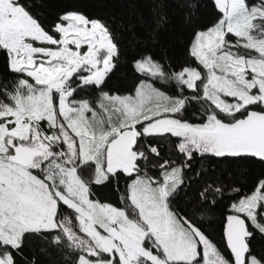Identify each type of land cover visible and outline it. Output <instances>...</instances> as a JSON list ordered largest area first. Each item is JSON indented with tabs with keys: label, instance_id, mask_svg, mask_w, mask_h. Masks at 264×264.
Wrapping results in <instances>:
<instances>
[{
	"label": "snow or ice",
	"instance_id": "1",
	"mask_svg": "<svg viewBox=\"0 0 264 264\" xmlns=\"http://www.w3.org/2000/svg\"><path fill=\"white\" fill-rule=\"evenodd\" d=\"M49 7L0 0V264H264V0Z\"/></svg>",
	"mask_w": 264,
	"mask_h": 264
},
{
	"label": "trees",
	"instance_id": "2",
	"mask_svg": "<svg viewBox=\"0 0 264 264\" xmlns=\"http://www.w3.org/2000/svg\"><path fill=\"white\" fill-rule=\"evenodd\" d=\"M90 12L99 13L106 17L115 16L116 20L113 26L120 23L128 24L137 23L138 15L142 14L145 18L150 16V0H81ZM135 3V12L137 15H130L132 9L128 7L129 3ZM49 8L43 9L45 13L54 12L59 0H48ZM137 31H141L137 24ZM125 38L128 33H124ZM188 38V31L184 26L182 15L176 8L169 10V23L161 33V42L167 44L171 49L179 50L182 43ZM127 79V70L123 65L118 66L112 80L109 82L114 85H122ZM258 169L253 170V175ZM34 247L39 249L40 244L38 241L34 242ZM48 257H41V264H48Z\"/></svg>",
	"mask_w": 264,
	"mask_h": 264
}]
</instances>
